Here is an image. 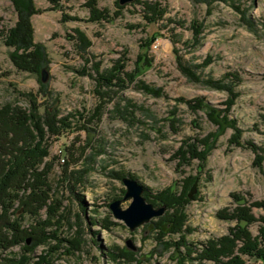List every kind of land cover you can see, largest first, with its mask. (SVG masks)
<instances>
[{"label":"rangeland","instance_id":"rangeland-1","mask_svg":"<svg viewBox=\"0 0 264 264\" xmlns=\"http://www.w3.org/2000/svg\"><path fill=\"white\" fill-rule=\"evenodd\" d=\"M141 1L160 2L165 6L163 15L147 23L137 0L122 4L118 0H58V5L50 0H25L21 8L32 6L36 10L28 24L33 42L42 47L45 56L36 75L19 69L11 60L14 47L6 45L5 36L20 17L12 0H0V104L11 102L25 107L21 92L43 91L47 96L39 95L38 102L67 118L69 126L64 127L63 135L51 138L50 156L46 158L51 166V197L56 199L55 205H60L63 217L59 226L46 230L56 228L57 239L77 238L82 242L81 250L68 254L64 251L66 243L60 245L55 238L33 245L34 239L27 236L25 242L0 250V260L25 254L31 256L28 264H35L40 254L59 246L51 252V264H180V255L187 250L170 246L169 240L178 239L177 235L166 234L163 240L167 243L159 240L150 224L159 216L130 230L112 215L108 204L118 199L125 208L131 201V197L124 198L126 188L116 174H131L153 192L195 175L196 159L178 168L173 154L186 138H204L209 132H216V138L196 179L194 194L198 190L199 197L186 208V223L192 229L186 234L187 242L199 247L208 238L227 233L235 222L216 214L234 207L232 192L249 193L246 196L250 201L264 200V161L260 167L253 165L254 152L229 143L234 134L233 121L241 131V141L264 147V122L260 119L264 115V0ZM91 3L97 9H106L111 19L89 21ZM66 16L77 20L63 22ZM197 25L200 32L194 42ZM76 28L90 42L84 49L79 47ZM142 53L151 65L123 87L109 89L116 94L101 107L98 120L94 114L103 101L100 103L94 92V66L106 72L124 57V69L130 72ZM177 55L182 65L201 79L221 80L227 72L238 75L239 81L230 83L236 93L231 106L226 107L230 96L227 91L208 87L184 73ZM42 70L46 73L44 81ZM141 83L159 88L161 95L145 93L139 87ZM199 97L219 109V117L226 121L221 125L211 122L207 111L183 101ZM63 148L74 157L79 155L65 167ZM76 169L84 170L83 181L78 184L69 174ZM252 212L257 218L264 216L262 208L252 207ZM45 217L44 208L41 218ZM33 222V218L24 216L20 227ZM258 224L249 226L254 235ZM24 245L31 249L23 250ZM122 247L135 252L139 261H113L107 255L118 253ZM185 264L214 263L187 259ZM250 264L263 263L251 260Z\"/></svg>","mask_w":264,"mask_h":264},{"label":"trees","instance_id":"trees-1","mask_svg":"<svg viewBox=\"0 0 264 264\" xmlns=\"http://www.w3.org/2000/svg\"><path fill=\"white\" fill-rule=\"evenodd\" d=\"M50 1L58 5V0ZM12 2L20 18L5 36L6 45L14 47L10 56L11 60L19 69L38 75L42 68L41 66L44 64L45 56L42 47L33 42L32 32L28 24L30 15L36 10L32 6L21 8L20 4L25 5V0H12ZM137 3L142 4L144 9L143 17L147 23L157 21L165 11V6L163 7L157 1L137 0ZM116 4L119 9L122 8L121 5H118V2ZM89 8V21L100 22L111 19L106 9L95 8L94 3H91ZM117 13H119V10ZM117 13L114 14L117 15ZM74 19L77 20V18L66 16L62 18V21ZM75 31L79 35V40L81 41V46L79 47L81 49L90 45L81 30L76 28ZM199 32L200 28L197 25L193 31L194 42L197 40L196 36ZM153 38L154 36H152ZM176 59L180 69L190 78L205 83L208 87L227 91L230 96L226 102V107L231 106L236 93L230 83H237L239 81L238 75L227 72L221 80L201 79L191 69L182 65L180 56L177 55ZM124 62V57L117 59L106 72H100L98 66H94L96 71L95 80L97 82V90L95 89L94 92L100 97V103L103 101L99 105L100 107L96 108L94 114L98 120L101 115L100 110L106 104L108 105L116 94V92L109 89L111 87H123L125 82L132 81L138 72L151 65L150 59L144 53L135 60L134 69L130 72L124 69ZM139 87L145 93L154 96H159L162 93L159 88H152L143 83ZM20 95L25 99V107L11 102L0 104V250H6L9 247L25 242L27 236L34 239L33 245L43 243L47 238L57 239L56 228L55 231L48 232L46 227L59 226L58 224L63 217L62 213H59L60 205L58 203L55 205L56 199L51 197L52 186L48 180L51 166L47 163L48 160L46 158L50 156L49 141L51 138L63 135L64 127H68L69 122L66 117L58 116L56 109L50 110L47 105L38 102L39 95L42 98L47 96L43 91H39L38 94L21 92ZM183 101L196 109L207 111L211 122L221 125L222 122L226 121L225 118L219 117V109H213L212 105L204 101L203 98L184 99ZM124 109L126 112L127 109ZM260 117L261 121L264 122V115ZM232 126L234 134L229 139V143L249 148L255 154L253 165L260 167L262 161H264V147L258 146L250 140L241 141L240 129L235 126L233 121ZM215 138L216 132H209L204 138H186L174 152L173 158L178 159V168L182 165L189 166L193 159L197 160L198 172L195 175H187L180 181L155 192L151 188L142 185L144 187L143 195L148 202L155 207L161 205L166 207L163 215L150 221V224L157 230V235L161 237L159 240L162 243L166 242L163 240L166 234L178 236L176 240L170 239L169 244L170 246H175L177 250L180 246H184L185 250H187L184 255H180V264H185L187 259H190V262L208 260L214 264H250V261L254 260L264 264V216L257 218L252 212V207L264 209V200L250 201L248 196H246L250 195L249 193L232 192L230 197L235 204L234 207L231 209L225 207L217 212L218 218L235 222L234 225L228 228L227 233L217 237H210L205 242L200 243L199 247L186 240V234L192 230L186 223V208L191 200L199 197L198 190L192 197L188 196V192L193 182L198 179V175L204 169L206 157ZM88 143H90L89 140ZM61 151L64 152V157L67 160L63 159L65 161L64 167L69 162H75L78 159L79 155L74 157L73 152H69L67 148H63ZM83 171L76 169L69 173L76 184L83 181ZM180 171L183 172L184 170L180 169ZM116 175L120 179L124 177L123 173ZM127 176L134 178L131 174ZM208 179H210V176H208ZM44 208L46 217L41 218V210ZM19 210H21V214L18 215ZM24 216L33 218L34 222L27 227H20ZM53 218H55L54 222L51 221ZM255 222H259V224L258 233L254 235L249 226ZM107 228L109 227L107 226ZM57 240L60 245L66 243L65 253L73 254L74 251L81 250L82 242L77 238H59ZM30 249L25 245L23 247V250L26 251ZM58 249L59 246L50 247L45 254H40L37 257L35 264H51V252ZM193 253L194 255L192 256ZM107 255L113 261H119L120 259L129 262L139 261L135 252L124 247L118 253L112 251ZM30 259L31 256L25 254L19 255L18 258L9 256L1 258L0 264H28ZM123 262L125 263V261Z\"/></svg>","mask_w":264,"mask_h":264},{"label":"water","instance_id":"water-1","mask_svg":"<svg viewBox=\"0 0 264 264\" xmlns=\"http://www.w3.org/2000/svg\"><path fill=\"white\" fill-rule=\"evenodd\" d=\"M131 0H118L120 4ZM46 73L42 70L41 80L44 81ZM122 182L125 185L124 198L131 197L129 205L125 208L120 206V200L115 199L111 201L108 206L112 215L119 220H122L124 224L133 230L143 223L149 222L152 217L160 216L164 213L166 207L161 205L159 207L153 206L152 203L148 202L143 195L144 187L135 179L130 176L122 178ZM196 190V180L193 182L188 196L192 197ZM129 245V240L126 241Z\"/></svg>","mask_w":264,"mask_h":264}]
</instances>
